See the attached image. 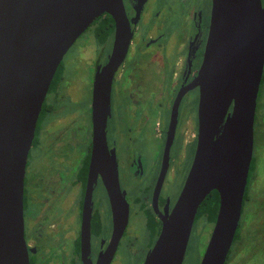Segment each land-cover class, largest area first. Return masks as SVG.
I'll list each match as a JSON object with an SVG mask.
<instances>
[{
	"label": "water",
	"instance_id": "water-1",
	"mask_svg": "<svg viewBox=\"0 0 264 264\" xmlns=\"http://www.w3.org/2000/svg\"><path fill=\"white\" fill-rule=\"evenodd\" d=\"M104 14L115 22V40L110 59L105 67L98 68L94 80V144L82 229L84 264H92V196L99 173L113 207L114 236L97 264L111 263L126 229L128 204L120 190L106 133L113 78L131 40L123 1L0 0V264H30L24 189L39 117L65 56ZM263 73L262 1L213 0L205 60L194 81L201 95L195 160L144 264L184 263L197 213L213 191L219 193V211L200 264H226L241 220L253 159ZM175 122L176 114L173 130ZM169 140L171 143V134Z\"/></svg>",
	"mask_w": 264,
	"mask_h": 264
},
{
	"label": "flooded vegetation",
	"instance_id": "flooded-vegetation-1",
	"mask_svg": "<svg viewBox=\"0 0 264 264\" xmlns=\"http://www.w3.org/2000/svg\"><path fill=\"white\" fill-rule=\"evenodd\" d=\"M122 1L131 40L126 58L113 78L111 114L106 133L108 149L117 168L120 190L128 204L129 217L110 264H113L120 249L131 252L135 258L142 256L140 264H144L162 231L163 218L171 214L180 197L173 202L172 195L166 190L168 174L172 167L179 168L184 161L189 165L185 186L195 160L201 95L194 81L205 60L213 0H175L176 3L174 0ZM261 1L264 5V0ZM107 16L110 15L101 17ZM175 16L179 18L178 21ZM97 20L81 36L86 35L79 49L93 50V57L82 60V51L77 58L74 57L76 61L80 57L81 63L91 66L93 72L92 80H89L91 102L87 113L79 111L81 102L71 91L75 84L71 79L83 77L82 67L74 68L72 72L75 73L67 78L69 73L61 63L62 73L58 76L56 88L49 89L29 153L25 174L24 225L30 264H84L82 229L94 144V80L98 68L105 67L110 59L115 40L114 22L113 36L105 43L100 42L96 34ZM173 40L176 47L171 44ZM107 48L110 51L103 61ZM147 74L152 84H149ZM65 102L73 105L68 111L63 107ZM263 103L264 73L256 110L254 148L264 137ZM118 108L123 117L119 127L115 128ZM167 108L169 118L165 119L161 112ZM63 110L66 112L62 113ZM50 114L55 116L46 122ZM175 114L176 125L173 130ZM85 116L90 132L87 143L80 136ZM81 142H84L83 145ZM157 148L161 151L160 164L157 174L152 177L150 152ZM39 150L41 155L36 157L35 152ZM253 167L254 153L241 220L226 264L248 241L254 242V250L264 249V203L254 199L250 193V184L257 177H252ZM147 174L149 178L143 182ZM140 183L144 184L137 186ZM101 188L105 198L97 199L94 194ZM134 189L135 195L132 192ZM247 206L257 210L253 212L256 223L251 221L248 225L242 224ZM113 213L108 190L99 173L92 196V264H97L100 255L106 253L113 242ZM135 220L139 228L133 230L131 226ZM196 221L208 225L206 228L210 227L213 233L215 223L204 218L197 219L196 216L194 226Z\"/></svg>",
	"mask_w": 264,
	"mask_h": 264
},
{
	"label": "rangeland",
	"instance_id": "rangeland-1",
	"mask_svg": "<svg viewBox=\"0 0 264 264\" xmlns=\"http://www.w3.org/2000/svg\"><path fill=\"white\" fill-rule=\"evenodd\" d=\"M174 3H176L175 0H174ZM175 17H176V20L178 21L179 18L177 16ZM85 36L80 37L78 39V41L69 50V52L67 53V55L65 56L62 62L65 65L69 73L68 74L69 77L67 78H70L72 76V73H75V72H72L74 68L82 67L83 77H81L78 80L75 76L74 79H71L72 82L75 83L74 88L71 89V91L74 92L73 95H75L78 98L79 102H81V106H79L80 108L79 111L83 114L87 113L88 106L90 105V102H91V96H90L88 88L90 84L89 80L90 79L92 80L91 77H92L93 72H92V69L90 68L91 66L82 64L81 61L86 59L85 57H88V56L93 57L92 54H94L93 50H87V49L79 50L82 45L83 40L85 39ZM171 44L175 46L174 40L171 42ZM80 51H82L81 53L82 60L80 61V57H79L78 61H76L74 57L77 58L79 56L78 54L80 53ZM109 51H110V48L105 49L104 51L105 53L103 54V61L105 60L106 56H108ZM170 58H172V56H170ZM147 78L150 82L149 84H152L149 74H147ZM171 98L172 96L170 97V99ZM63 107L65 108L66 111H68L69 109L73 107V105L65 102ZM65 110H63L62 113L66 112ZM161 113L165 119L169 118V108L163 110ZM122 114L123 113L121 112V109L118 108V116L114 124L115 128L119 127V124L121 123V120L123 117ZM54 116L55 114L48 115L46 122L49 121L50 119L52 120ZM262 119L264 120V118ZM80 136L84 142L86 143L88 142L89 137H90V132L87 128L86 116L85 118H83V121H82V131L80 133ZM84 142H81V144L83 145ZM160 152L158 148L150 152L151 154L150 164L152 163L150 171H151L152 177L157 174V170L159 168ZM35 155L36 157L40 156L41 150L36 151ZM156 165H158V167ZM172 166H174V164ZM253 169H254V172L252 173V177L253 176L255 177V175L257 177L255 178V181L254 182L252 181L250 184V189H251L250 193L254 199H257L260 202L264 203V137L260 138L258 145L256 144L254 148V167ZM188 170H189V165L183 161V164L180 163L179 168L172 167V170L168 174L165 187H166V190L169 191L170 194L172 195L173 202H175L180 196ZM149 174H147L146 179L143 180V182L147 181V179L149 178ZM143 184L144 183H140L137 186H141ZM132 192L135 195L136 190L134 189L132 190ZM94 195H95V198L97 199L105 198V193L103 191V188L97 191ZM253 209L255 208L251 206H247L245 208L244 216L242 219V224L248 225L250 224L251 221H254L256 223L257 218L255 217L253 212H257V210L254 211ZM77 223H78V228H79L80 227L79 220ZM137 226H139V224H138V221L135 220L134 225L131 227H133V230H136L139 228V227L137 228ZM207 226H204L200 222L196 221L191 237H190V242L188 245V249H187L183 264H200L201 263L204 253L206 251V248L208 246V243L211 239L210 235H212V232H211L212 230L210 229V227L206 228ZM204 228H206L207 230H204ZM254 249H255L254 242L248 241L247 244L242 245L237 255L233 257L230 261H228L227 264H264V249L262 248H259L258 250H254ZM142 260H143L142 256L135 258L133 257L131 252L130 253L125 252L124 249H120L113 264H140Z\"/></svg>",
	"mask_w": 264,
	"mask_h": 264
},
{
	"label": "trees",
	"instance_id": "trees-1",
	"mask_svg": "<svg viewBox=\"0 0 264 264\" xmlns=\"http://www.w3.org/2000/svg\"><path fill=\"white\" fill-rule=\"evenodd\" d=\"M114 33V21L111 16L101 17L96 23V34L100 42L105 43ZM62 73V65L58 69L54 81L52 82L51 89H55L58 83L60 74ZM220 205V197L217 191H213L201 205L197 219L204 218L211 223H215Z\"/></svg>",
	"mask_w": 264,
	"mask_h": 264
}]
</instances>
